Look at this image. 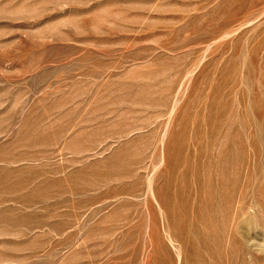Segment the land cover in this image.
<instances>
[{
  "label": "rangeland",
  "instance_id": "1",
  "mask_svg": "<svg viewBox=\"0 0 264 264\" xmlns=\"http://www.w3.org/2000/svg\"><path fill=\"white\" fill-rule=\"evenodd\" d=\"M0 264H264V0H0Z\"/></svg>",
  "mask_w": 264,
  "mask_h": 264
}]
</instances>
